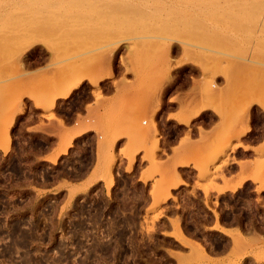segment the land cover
<instances>
[{
    "label": "rangeland",
    "instance_id": "obj_1",
    "mask_svg": "<svg viewBox=\"0 0 264 264\" xmlns=\"http://www.w3.org/2000/svg\"><path fill=\"white\" fill-rule=\"evenodd\" d=\"M116 75L132 117L70 107L49 157L16 137L28 100L39 131ZM179 78L168 127L149 99ZM0 145V264H264V0H0ZM231 159L243 193L219 184Z\"/></svg>",
    "mask_w": 264,
    "mask_h": 264
},
{
    "label": "crops",
    "instance_id": "obj_2",
    "mask_svg": "<svg viewBox=\"0 0 264 264\" xmlns=\"http://www.w3.org/2000/svg\"><path fill=\"white\" fill-rule=\"evenodd\" d=\"M116 74L118 75V73ZM117 75L115 77L104 79L103 81L100 82L99 85L102 86V94H101L102 97L99 100H97L96 96H93V94L91 93L94 91L93 89H90V92L88 94L83 95V93L86 91L85 89L91 87L90 86L91 84L89 85L88 81H85L83 83L82 86L84 87L82 88L81 92L79 93L75 91L73 92V96L71 97L72 101L69 100L70 96L67 98L65 97L58 98L56 102L55 112L59 114L60 117H58L56 120H45L44 126H41L39 128V131L36 130V131L30 132L28 131L29 128H27V126L26 128L24 127V125H26L27 122L30 120L31 110L34 109L33 102L28 100L27 101L28 108L26 112L19 116V118L17 119V123L15 125L14 131H15L16 137L18 138L24 137L28 139L33 138L36 141V144L39 141L45 143L46 145L44 147L42 146L38 148L33 147V146L32 147L33 149H35V151L39 149L38 152L44 153L47 157H49L54 153L55 145L59 144L60 136L65 133V128L63 127V123L68 124L69 120L71 119L70 115L66 112V110H69L70 107H73L76 112L77 111L81 112L84 117L90 116L91 115L90 112L93 115H96L98 113L103 114L106 111H110L112 113L115 112L117 114L120 113L122 115V118H124V116H128V113H131L130 114L131 116L132 112L128 109V107L131 106L133 102V97L130 96L128 91L124 90V88L114 87V84L118 81ZM190 96H191V93L189 92L178 94V92L174 91V88H173V89H170L167 92V94H165L162 97L160 96V94L153 95L149 99V107H155L157 105V102L162 98V104H161L162 109L157 114L158 122L164 123V124L168 123L169 124L168 127H176V126H179L178 125L179 123H177L175 116L178 115V112L180 110V105L183 103V101L187 102L188 97ZM173 97H176V99L178 98V100L172 101ZM90 106L92 107L91 109L89 108ZM151 111L152 110L150 108L148 112L151 113ZM142 114H145V103L143 104ZM196 119L198 118H195V120ZM38 123L39 122H34L33 125L34 126L38 125ZM215 124L217 125L219 124V119H216ZM213 127L216 128V126H213V125L210 128H213ZM88 134L89 132L84 133L83 135L81 134V135L84 136ZM250 134L248 136H250ZM125 142H126L125 139L120 138L117 140V145L121 146V144H124ZM177 142H178L177 137H174L173 139L168 137V143L176 144ZM191 150H193V148ZM244 152H245L244 150L238 149L236 156L241 157L243 156ZM170 154L172 155L173 153L171 152ZM189 168L190 169H188L189 170L188 172L194 171L197 175V170L194 169L193 165L189 166ZM219 173L222 174L223 177L226 178L225 180H221L219 182L220 186L222 187L227 186L228 188L235 186V184L238 181L240 182L239 178L241 179V177H245V179H247V174H249V172L248 173L245 172L244 174L238 165V160L234 161L233 159L229 160L227 166H224L221 169V171H219ZM245 179L241 185H239L238 183V187H239L237 190L238 193L240 192L242 193L244 192L242 190H246L254 186V184L251 183L249 179L247 180ZM253 207L255 209V206ZM249 209L252 210L251 204L249 206ZM251 210L249 211L250 214H251Z\"/></svg>",
    "mask_w": 264,
    "mask_h": 264
},
{
    "label": "bare ground",
    "instance_id": "obj_3",
    "mask_svg": "<svg viewBox=\"0 0 264 264\" xmlns=\"http://www.w3.org/2000/svg\"><path fill=\"white\" fill-rule=\"evenodd\" d=\"M24 69V68H23ZM156 69V68H155ZM24 72V71H23ZM73 72V71H72ZM78 75V74H77ZM73 76V75H72ZM72 76H70V77H72ZM75 79V78H74ZM81 79V78H80ZM70 80H71V78H70ZM79 84H80V82L79 83H77V85H75V86H73V87H70V89H68V92L65 94V96H67L68 97V95H70V93L73 91V89H75V88H77L78 86H79ZM49 105H54V100H53V102L51 103V104H49ZM248 109V108H247ZM248 113V112H247ZM199 116V114H196V115H193V117L192 118H195V117H198ZM245 116H247V115H245ZM244 118V117H243ZM248 121V120H247ZM246 121V122H247ZM249 122V121H248ZM184 124H188L189 123V121H186V122H183ZM154 124V123H153ZM244 124V123H243ZM245 124H247V123H245ZM247 125H249V124H247ZM155 131H156V129H155ZM251 132V127H250V125L249 126H247L246 127V129H245V131H243V133L241 134V135H247V134H249ZM241 133V132H240ZM239 135V134H238ZM6 145H5V144ZM4 146L6 147V146H8V144L10 143V138L9 137H7V139H6V141H4ZM157 145H158V142L156 143ZM155 146V148L157 149V147L158 146ZM1 146V145H0ZM3 146V145H2ZM2 146H1V148H0V150L1 149H3L2 148ZM159 148V147H158ZM243 148H247V147H243ZM182 157H183V155H182ZM181 157V158H182ZM162 162V161H161ZM223 177V176H222ZM226 189L228 188V187H225ZM226 189H220V191H219V193L220 194H223V193H225L227 190ZM231 189V188H230ZM230 191H232V192H235L236 191V188H232ZM169 198H171V192L169 191L168 193H166V196H165V199H169ZM218 227V226H217ZM218 229V228H217ZM222 230V229H221ZM183 236V235H182ZM185 237V236H184ZM184 237H182V238H184ZM183 240V239H182ZM14 242V241H13ZM15 244V243H14ZM201 246V245H200ZM199 249V248H198ZM197 250V249H196ZM9 252V251H8ZM197 252H199V251H197ZM200 253V252H199ZM202 254V253H201ZM205 256V255H204Z\"/></svg>",
    "mask_w": 264,
    "mask_h": 264
},
{
    "label": "flooded vegetation",
    "instance_id": "obj_4",
    "mask_svg": "<svg viewBox=\"0 0 264 264\" xmlns=\"http://www.w3.org/2000/svg\"><path fill=\"white\" fill-rule=\"evenodd\" d=\"M34 62L35 61L33 60L32 63H34ZM190 84H191V82L190 81L187 82V80L185 78H179V80H177V82H176V84L174 86V91H177L179 94L185 93V92H187L189 90ZM253 191L255 192V190H252V192ZM233 215H235V214L228 215V216L227 215L223 216V219L225 220L226 223H234L235 222V219H234L235 217ZM244 224L246 225L247 222H244Z\"/></svg>",
    "mask_w": 264,
    "mask_h": 264
}]
</instances>
